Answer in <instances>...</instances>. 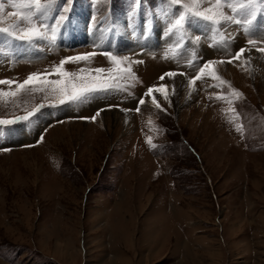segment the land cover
<instances>
[{
  "label": "rangeland",
  "instance_id": "rangeland-1",
  "mask_svg": "<svg viewBox=\"0 0 264 264\" xmlns=\"http://www.w3.org/2000/svg\"><path fill=\"white\" fill-rule=\"evenodd\" d=\"M0 2L8 27L15 9ZM256 5L248 31L193 20L181 39L167 32L176 8L166 0H61L53 17L70 10L54 43L0 34V80L14 82L0 91L93 52L64 70L107 74L110 53L134 76L79 104L58 105L32 85L0 97L3 120L44 105L29 122L0 125V264H264V3ZM250 52L260 56L245 59ZM207 61H224L212 68L227 84L207 75L190 83ZM179 76L188 84L169 90Z\"/></svg>",
  "mask_w": 264,
  "mask_h": 264
},
{
  "label": "snow or ice",
  "instance_id": "snow-or-ice-1",
  "mask_svg": "<svg viewBox=\"0 0 264 264\" xmlns=\"http://www.w3.org/2000/svg\"><path fill=\"white\" fill-rule=\"evenodd\" d=\"M64 4L70 3V0H63ZM96 0H93L95 3ZM137 7H139L141 0H134ZM169 8L175 6L176 12L174 13V20L167 27V32L172 33L173 30L183 38V35L188 27L191 26L193 20H197L211 26L213 30L218 29L225 24L245 25V31H248V27L255 20L256 0H166ZM264 3V0H260ZM8 6L14 11L7 13V18L11 21L8 27H0V34H6L7 37L16 41L27 43L29 45L38 41H47L48 43H54L58 38V33L61 31L64 22L67 20L65 15L70 9L67 6L61 7L58 14L53 17V13L57 10V6L61 4V0H7ZM207 4V7L203 5ZM5 3L0 2V20H4L3 16L5 12ZM226 9H230L231 15L227 14ZM136 12L133 10L129 13V18L135 17ZM238 17H246L245 19H238ZM55 20V23L49 25L45 23L49 19ZM94 19V18H93ZM23 22V26H21ZM50 29V34H49ZM250 45H254L256 41L249 40ZM260 52H264V48L258 49ZM245 52V49L241 48L236 53L235 58L239 59L241 54ZM97 53H88L85 55H77L67 57L60 61L59 65L55 66L52 73H33L30 74L22 83L16 84L17 91H0V97H9L17 95L19 90L26 89L29 85L33 87L30 89L32 92L40 91L45 93V99L49 96L52 97L58 105H65L68 103H83L90 98L95 97L98 94L106 93L110 90H120L123 85L117 81L132 78L134 79L132 69L130 66L122 67V63L127 58H119L110 53L108 55L114 67L108 70L105 74V69L97 68L94 71H88L81 69L79 73H70L64 70V65L69 62H80L90 59ZM231 63V61H228ZM215 63H224V61H207L198 70V75L195 76L190 83L194 84L196 80H200L203 76L207 75L213 80L219 81L217 87L227 84V81L221 79L216 74L212 66ZM56 75L58 78L54 80L49 79V75ZM169 77H174L176 73L169 72L166 74ZM161 80L164 76L160 77ZM13 81L0 80V85H11ZM154 89L149 87L145 95L153 93ZM157 91L164 92L163 88L157 89ZM233 97L239 98L242 94L235 90H231ZM224 97L218 96L217 99H223ZM145 100L140 98L138 105H143ZM152 103L159 108L160 105L156 99L153 98ZM229 103H232L230 100ZM44 105L34 107L31 111H28L26 115L17 117L16 120H3L0 119V125L11 124L18 121L29 122L31 118L39 112L40 108ZM55 106V105H53ZM111 107V106H109ZM136 111H140L137 107ZM99 115V110L97 112ZM91 119L95 120V117ZM42 139V138H41ZM149 145L155 147L152 144L151 138L147 141Z\"/></svg>",
  "mask_w": 264,
  "mask_h": 264
},
{
  "label": "bare ground",
  "instance_id": "bare-ground-1",
  "mask_svg": "<svg viewBox=\"0 0 264 264\" xmlns=\"http://www.w3.org/2000/svg\"><path fill=\"white\" fill-rule=\"evenodd\" d=\"M83 39L85 41H87L89 39V35H88V37L83 36ZM98 42L100 43L102 41L99 40ZM112 45H114L116 48L117 47H123L124 48V45L123 44H120V45L112 44ZM140 45H142V44H140ZM259 56H260V54L259 53H255V52L246 53L244 55L245 59L247 58V59H250V60H254L255 58H257ZM186 84H188V83L182 77L179 76V77L176 78L175 83L172 85L173 88H172V86H169V90H172V91H175V90L176 91H180V90H182L185 87Z\"/></svg>",
  "mask_w": 264,
  "mask_h": 264
}]
</instances>
